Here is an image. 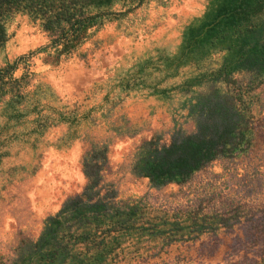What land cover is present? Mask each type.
I'll return each instance as SVG.
<instances>
[{
    "label": "rangeland",
    "instance_id": "rangeland-1",
    "mask_svg": "<svg viewBox=\"0 0 264 264\" xmlns=\"http://www.w3.org/2000/svg\"><path fill=\"white\" fill-rule=\"evenodd\" d=\"M216 4L117 0L88 8L99 15L66 46L40 19L9 13L0 65L11 62L18 81L0 97V264L29 247L43 219L84 188L82 163L92 173L88 163L101 154L87 196L111 191L112 201L136 204L132 226L113 232L115 247L100 264L264 259V77L239 66L208 75L235 54L234 32L188 45L190 27ZM23 39L21 51L10 49ZM226 102L248 116L242 149L216 155L181 181L152 185L140 174L135 162L149 145L193 132Z\"/></svg>",
    "mask_w": 264,
    "mask_h": 264
},
{
    "label": "trees",
    "instance_id": "trees-1",
    "mask_svg": "<svg viewBox=\"0 0 264 264\" xmlns=\"http://www.w3.org/2000/svg\"><path fill=\"white\" fill-rule=\"evenodd\" d=\"M114 1L117 0H0V47L7 38L4 21L11 11H24L40 19L41 28L50 36L55 34L52 40L66 46L73 44L99 15L100 12H88V8L105 7ZM263 8L264 0H217L211 17L190 27L188 45L230 31L239 38L235 54L208 75L216 77L239 66L264 77V16L259 15ZM12 68L7 60L0 65V97L9 90L4 85L18 81L10 77ZM247 118L244 110L234 104L218 103L193 132L173 135L167 143L149 145L136 160L137 169L152 185L184 180L216 155L242 149L251 132ZM100 160L88 163L95 167L92 173L84 160L83 173L88 180L84 188L67 196L54 214L47 215L31 245L6 264H100L113 251L115 246L108 241L115 240L114 231L132 226L128 222L136 203H116L110 198L111 191H104L103 197L87 196V189L100 176L102 154ZM257 264H264V259Z\"/></svg>",
    "mask_w": 264,
    "mask_h": 264
},
{
    "label": "crops",
    "instance_id": "crops-1",
    "mask_svg": "<svg viewBox=\"0 0 264 264\" xmlns=\"http://www.w3.org/2000/svg\"><path fill=\"white\" fill-rule=\"evenodd\" d=\"M32 39H34V37H33ZM24 43H27V41L23 39V40L20 42V44L18 45L17 48H14V47H15L14 45L11 46V45H10L11 43H10V44H9V45H10V49L13 50V51H16V52H17V51H21V50L24 48V46H25Z\"/></svg>",
    "mask_w": 264,
    "mask_h": 264
}]
</instances>
